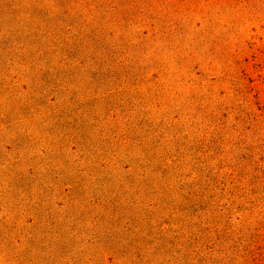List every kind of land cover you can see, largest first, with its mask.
Here are the masks:
<instances>
[{
	"label": "rangeland",
	"instance_id": "1",
	"mask_svg": "<svg viewBox=\"0 0 264 264\" xmlns=\"http://www.w3.org/2000/svg\"><path fill=\"white\" fill-rule=\"evenodd\" d=\"M0 264H264V0H0Z\"/></svg>",
	"mask_w": 264,
	"mask_h": 264
}]
</instances>
